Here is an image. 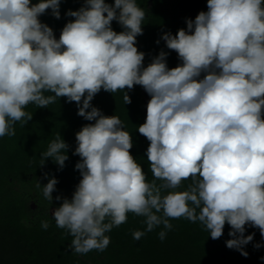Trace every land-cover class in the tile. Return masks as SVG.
Here are the masks:
<instances>
[{
    "label": "clouds",
    "instance_id": "9594fccd",
    "mask_svg": "<svg viewBox=\"0 0 264 264\" xmlns=\"http://www.w3.org/2000/svg\"><path fill=\"white\" fill-rule=\"evenodd\" d=\"M61 2L0 0V137L15 136L17 122L32 120L29 104L47 108L58 98L75 102L77 115L92 122L75 134L81 179L71 199L55 197L62 203L52 211L56 227L73 237L69 248L104 252L111 242L105 233L133 213L146 225L132 233L136 241L160 225L163 241L171 219L199 221L213 240L227 224L226 247L248 257L244 246L255 233L245 235L246 226L264 239V0H207V11L187 19L186 29L161 36L181 61L173 68L163 50L144 66L136 45L146 13L136 0H84L65 13L74 19L57 39L40 17L50 9L60 19ZM113 21L123 30L114 31ZM136 85L151 97L138 127L150 142L151 182L130 152L132 136L121 119L91 103L103 89L124 91L130 104L125 89ZM68 149L57 135L40 166L51 158L62 170ZM44 178L36 188L51 205L58 180Z\"/></svg>",
    "mask_w": 264,
    "mask_h": 264
},
{
    "label": "trees",
    "instance_id": "16d2710c",
    "mask_svg": "<svg viewBox=\"0 0 264 264\" xmlns=\"http://www.w3.org/2000/svg\"><path fill=\"white\" fill-rule=\"evenodd\" d=\"M35 2L37 0H33ZM83 2L62 0L60 19L54 18L49 9L40 20L50 26L59 39L64 25L74 19L65 13L78 10ZM106 2L114 4V0ZM136 3L146 13L143 35L137 37L136 45L139 51L145 53L144 66L163 50L168 53V67H176L181 61L175 51L167 49L161 36L166 32L175 35L179 29H186L187 19L194 20L200 11H207V0H136ZM111 26L118 33L123 30L116 21ZM125 91L131 98L130 104L124 103V91L111 94L103 89L91 103L104 115H115L121 119L124 130L132 136L130 152L142 166L148 182H151L154 177L146 156L150 142L138 132V127L146 120L147 93L139 85ZM25 111L33 114L32 120L24 126L17 122L15 136L0 137V264H264V259H261L264 257V239L256 228L246 226L245 235H255L253 241L244 246L249 253L248 257H244L239 251L226 247V241L231 239L228 235L231 229L227 224L222 237L213 240L199 221L193 223L184 218L171 219L173 227L167 231L163 241L158 237V233L164 230L163 225L146 232L136 241L132 233L144 231L146 225L143 223L144 217L133 213L127 214L126 223L105 233L110 236L111 242L104 252L74 253L69 248L73 237L66 230L56 227L52 209L56 206L55 197L75 191L81 179L79 171L75 169L80 157L73 155L75 134L92 122L78 116L76 103H68L66 98H58L47 108L29 104ZM57 135H61L69 145V159L62 170H58L59 166L51 158L41 167V154L47 151ZM45 173L58 180L51 205L44 199L42 187L36 188L38 181L41 185L48 182L44 178ZM191 183V179L183 181L178 191L186 190ZM33 203L37 204L36 208ZM43 220L50 224L47 230L41 227ZM256 243L262 246L255 249Z\"/></svg>",
    "mask_w": 264,
    "mask_h": 264
},
{
    "label": "rangeland",
    "instance_id": "374dc122",
    "mask_svg": "<svg viewBox=\"0 0 264 264\" xmlns=\"http://www.w3.org/2000/svg\"><path fill=\"white\" fill-rule=\"evenodd\" d=\"M73 192H74V191H72V192H67V193H62L61 196H62V197H66V198H68V199H71ZM55 202H56V206L53 207L52 211L62 203V200H61V201H56V200H55ZM33 205H34L35 208L37 207V204H36V203H33Z\"/></svg>",
    "mask_w": 264,
    "mask_h": 264
},
{
    "label": "water",
    "instance_id": "95a60500",
    "mask_svg": "<svg viewBox=\"0 0 264 264\" xmlns=\"http://www.w3.org/2000/svg\"><path fill=\"white\" fill-rule=\"evenodd\" d=\"M150 98H151V97L147 94V95H146V100H145V101H146L145 107H147V103H148V101L150 100ZM33 207H34V205H33Z\"/></svg>",
    "mask_w": 264,
    "mask_h": 264
}]
</instances>
